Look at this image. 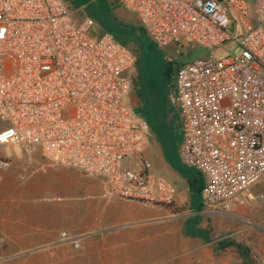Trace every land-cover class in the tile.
<instances>
[{
    "label": "built area",
    "instance_id": "1",
    "mask_svg": "<svg viewBox=\"0 0 264 264\" xmlns=\"http://www.w3.org/2000/svg\"><path fill=\"white\" fill-rule=\"evenodd\" d=\"M120 2L157 47L208 50L176 67L173 82L179 159L204 182L198 212L250 203L264 179V0ZM73 14L64 0H0V147L99 176L109 196L171 205L176 187L148 160L122 166L150 144L147 121L124 99L133 52ZM231 40L239 53H211ZM10 164L0 158V171ZM82 239L60 232L56 244L79 249Z\"/></svg>",
    "mask_w": 264,
    "mask_h": 264
},
{
    "label": "rangeland",
    "instance_id": "2",
    "mask_svg": "<svg viewBox=\"0 0 264 264\" xmlns=\"http://www.w3.org/2000/svg\"><path fill=\"white\" fill-rule=\"evenodd\" d=\"M64 1L74 11L75 20L91 17L98 33L109 31L113 37L125 40L134 54V65L129 73L131 87L124 99L135 112L148 119L153 117L156 127L145 153L124 158L122 166L137 171L139 160H148L152 172L171 182L179 197L183 198V202L172 204L168 210L180 215L169 221L172 230H161L152 243L142 240V247L150 245L143 258L148 259L149 264H264V181L253 188L254 198L248 204L232 206L223 214L193 215L190 213L199 204L201 184L198 175L184 166L186 175L182 176L173 165L176 161L181 163L178 155L181 134H174V117L167 111L173 105L168 80L174 82L176 67L208 50L197 47L192 51L185 46L177 48L174 44L157 47L142 31L135 15L122 7L120 0ZM229 32L237 39L241 37L240 30L234 26ZM239 51V46L231 40L212 49L211 53L215 56L233 55ZM167 67H170L168 78L163 75ZM173 139H176V151ZM33 151L44 159L38 149ZM26 154L20 145L0 147V158L10 159L7 170L16 175L23 168L34 171L32 163L24 160ZM76 250L64 252L69 258L68 264L79 261L80 248Z\"/></svg>",
    "mask_w": 264,
    "mask_h": 264
},
{
    "label": "crops",
    "instance_id": "3",
    "mask_svg": "<svg viewBox=\"0 0 264 264\" xmlns=\"http://www.w3.org/2000/svg\"><path fill=\"white\" fill-rule=\"evenodd\" d=\"M26 153L24 160L32 163L34 171L23 167L17 175L7 169L0 171L2 262L68 264L64 252L77 250L69 244H56L59 233L65 232L83 238L77 264H149L143 255L150 245L140 243H152L161 230L171 231L169 221L180 216L168 212L172 204L183 202L178 191L169 206L124 200L107 195L99 176L51 164L34 151ZM197 175L201 203L204 182ZM190 214L203 215L194 208Z\"/></svg>",
    "mask_w": 264,
    "mask_h": 264
},
{
    "label": "trees",
    "instance_id": "4",
    "mask_svg": "<svg viewBox=\"0 0 264 264\" xmlns=\"http://www.w3.org/2000/svg\"><path fill=\"white\" fill-rule=\"evenodd\" d=\"M143 31V30H142ZM144 32V31H143ZM114 38L117 40V41H119V42H121L122 44H124L125 46H127L126 45V43H125V40H123V39H120L119 37H117V36H114ZM128 47V46H127ZM129 48V47H128ZM169 74H170V67H167L165 70H164V72H163V75H164V77H166V78H168L169 77ZM168 87H169V91H168V93H169V95L171 96V97H173L174 96V83L172 82V81H169L168 80ZM167 111H169V113H171V114H173V121H174V123H173V130H174V134L176 135L177 133L179 134H181V128H180V125H179V122H178V118H177V113H176V110H175V108H174V106L173 105H170L169 107H168V110ZM138 115H141V116H143L144 118H145V120L147 121V123H148V125H149V127H150V139H151V137H153V135H154V127H156V121L154 120V118L153 117H150L149 119L148 118H146L142 113H140V112H136ZM172 143H173V145H174V147H175V151L177 150L176 149V147H177V144H176V139L174 140H172ZM173 165H174V167H175V169L177 170V172L180 174V175H182V176H185L186 175V172H185V170H184V166L179 162V161H176V162H174L173 163ZM200 207H201V203H199L197 206H195V210H199L200 209Z\"/></svg>",
    "mask_w": 264,
    "mask_h": 264
},
{
    "label": "water",
    "instance_id": "5",
    "mask_svg": "<svg viewBox=\"0 0 264 264\" xmlns=\"http://www.w3.org/2000/svg\"><path fill=\"white\" fill-rule=\"evenodd\" d=\"M171 101H172V104H173V101H174V100H173V97H171Z\"/></svg>",
    "mask_w": 264,
    "mask_h": 264
}]
</instances>
